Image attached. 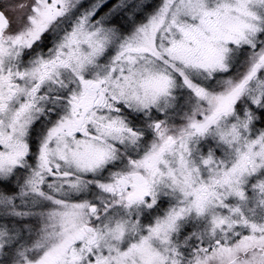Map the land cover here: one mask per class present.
Returning <instances> with one entry per match:
<instances>
[{"label": "snow or ice", "instance_id": "snow-or-ice-1", "mask_svg": "<svg viewBox=\"0 0 264 264\" xmlns=\"http://www.w3.org/2000/svg\"><path fill=\"white\" fill-rule=\"evenodd\" d=\"M0 264H264V0H0Z\"/></svg>", "mask_w": 264, "mask_h": 264}]
</instances>
